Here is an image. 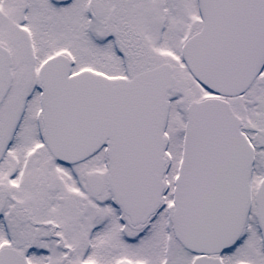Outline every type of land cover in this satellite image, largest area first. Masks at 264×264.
<instances>
[{"label":"snow or ice","instance_id":"6c2138e0","mask_svg":"<svg viewBox=\"0 0 264 264\" xmlns=\"http://www.w3.org/2000/svg\"><path fill=\"white\" fill-rule=\"evenodd\" d=\"M0 264H264V0H0Z\"/></svg>","mask_w":264,"mask_h":264}]
</instances>
